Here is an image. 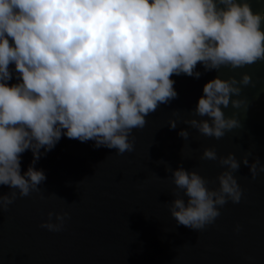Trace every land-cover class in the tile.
I'll return each instance as SVG.
<instances>
[{
    "label": "clouds",
    "instance_id": "1",
    "mask_svg": "<svg viewBox=\"0 0 264 264\" xmlns=\"http://www.w3.org/2000/svg\"><path fill=\"white\" fill-rule=\"evenodd\" d=\"M262 25L264 13L254 12L249 0H0V186L9 188L0 195V211L18 195L40 191L46 175L35 164L62 137L131 153L133 131L178 98L172 76L199 79L198 64L218 72L264 61ZM250 81L245 74L239 81L217 76L207 82L191 112L199 119L183 122L221 139L240 126L222 107L231 102L239 108L242 101L230 97ZM168 124L177 126L175 120ZM179 135L189 137L188 131ZM26 151L33 160L22 174ZM201 159L226 168L216 178L218 189H209L195 171L171 169L178 191L170 215L197 232L214 224L226 203H240L243 190L234 173L241 162L253 180L264 173L258 157L237 161L232 153L218 157L206 148ZM68 218L67 212H49L40 227L61 232Z\"/></svg>",
    "mask_w": 264,
    "mask_h": 264
},
{
    "label": "water",
    "instance_id": "2",
    "mask_svg": "<svg viewBox=\"0 0 264 264\" xmlns=\"http://www.w3.org/2000/svg\"><path fill=\"white\" fill-rule=\"evenodd\" d=\"M249 3L264 13V0ZM196 70L199 79L171 77L178 98L160 105L143 129L133 131V152L117 155L115 149L95 148L94 141L62 137L43 155L35 164L46 175L40 191L18 195L8 211H0V264H264V173L253 180L241 162L234 173L243 190L240 203H226L201 232L177 225L170 215L178 191L171 169L195 171L210 182L209 189L219 188L216 178L226 168L201 159L204 149H215L218 157L232 153L237 161L247 156L249 163L258 157L264 164V61L218 72L198 64ZM245 74L250 84L238 85L240 95L230 97L242 101L240 107L231 102L222 107L239 127L217 140L183 122L199 119L191 112L207 82L217 76L239 81ZM172 120L175 129L168 124ZM32 160L31 151L22 155V174ZM8 192L0 186V195ZM49 212L69 214L61 232L40 227Z\"/></svg>",
    "mask_w": 264,
    "mask_h": 264
}]
</instances>
